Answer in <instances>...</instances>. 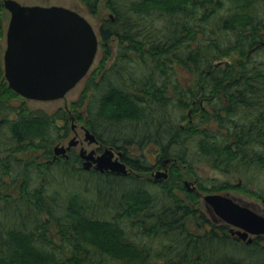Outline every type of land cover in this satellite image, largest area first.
<instances>
[{
    "label": "trees",
    "instance_id": "16d2710c",
    "mask_svg": "<svg viewBox=\"0 0 264 264\" xmlns=\"http://www.w3.org/2000/svg\"><path fill=\"white\" fill-rule=\"evenodd\" d=\"M82 1L110 11L107 53L69 109L135 171L152 149L170 174L88 171L75 150L53 160L68 110L14 106L1 85L0 264H264V235L240 240L199 204L233 184L185 186L208 163L264 198V0Z\"/></svg>",
    "mask_w": 264,
    "mask_h": 264
},
{
    "label": "water",
    "instance_id": "95a60500",
    "mask_svg": "<svg viewBox=\"0 0 264 264\" xmlns=\"http://www.w3.org/2000/svg\"><path fill=\"white\" fill-rule=\"evenodd\" d=\"M11 12L4 55L5 77L9 87L28 99L51 101L64 98L89 72L99 49V37L89 20L80 12L61 5H25L6 0ZM112 16V15H111ZM72 128L76 129L72 116ZM86 140L97 141L88 128ZM79 144L73 137L67 146L54 147L55 157L68 156V150ZM83 168L100 172L128 174L111 147L95 156V150L80 149ZM169 159L167 160V162ZM169 176L168 169H159L156 181ZM185 184L191 190L189 181ZM203 199L219 219L230 224L231 232L248 243L264 235V214L242 204L229 194L207 193Z\"/></svg>",
    "mask_w": 264,
    "mask_h": 264
},
{
    "label": "rangeland",
    "instance_id": "374dc122",
    "mask_svg": "<svg viewBox=\"0 0 264 264\" xmlns=\"http://www.w3.org/2000/svg\"><path fill=\"white\" fill-rule=\"evenodd\" d=\"M19 1L25 5H43V6L61 5V6L74 9L80 12L81 14H83L89 20V22L93 25L94 29L96 30L98 34V37L100 39V48H99L97 57L95 59V62L92 65V68L90 69L88 75L84 77L79 83H77V85L73 87L64 98L51 100V101H41V100H27L26 101L28 104V107L32 110L43 109L47 112H52L58 108H65L66 105L67 106L69 105L70 109H72L71 107L72 102L80 97L86 85V81H87L89 74L99 65L100 60L102 61L103 55L107 53L105 52V49H103L104 44H103V40L100 34V25L105 18H109L110 11L106 7L105 2H102L100 4L99 9L96 13H91L89 8H87V6L82 0H19ZM0 16H1L0 25H2V28H3L2 31H0V61L2 62V57L6 49V32H7L9 20L11 18V13L8 12L7 10L2 9ZM107 44L112 46L111 48L115 50V48L118 45V42L113 41V42H108ZM238 57H239V52L235 51L230 56L224 57L222 60L233 61V60H236ZM112 62L113 60L111 59L108 62L107 67H109ZM72 111L73 110H71V112ZM80 113H82V115L85 117L84 119H86V115H87L86 106H84L83 109L80 110ZM85 121L77 117L75 121L77 124V128L76 130H73L72 128L73 122L69 119L68 121L69 130L66 132L63 139H61L60 141L61 144L67 145L68 142L73 137H77L80 140V142L83 143V146L87 148L89 151L93 148L97 149L98 148L97 144L95 143L89 144L88 140H86V134H85L86 132L84 128L83 129L81 128L83 125H86ZM134 151H137V149H134ZM154 152H155L154 150H151L149 153L151 155V160L153 163L155 161L153 160ZM172 164L173 162H171L168 167L170 168ZM181 168L183 169V171H186L185 167L184 168L181 167ZM195 170H196L197 175L200 177L194 176L193 174L188 173L186 171L188 173L186 179L191 183L190 184L191 187H194L195 189H199V182H200L199 178H202L209 186H212V183L214 182L231 183L234 185V187L232 189L222 191L221 193L229 194L230 196H232L234 199H236L240 203L248 205L252 207L253 209H255L256 211H258L259 213L264 214V198L255 197L252 193H246L242 191L240 189V186H241L239 185L240 177L238 175L222 172L218 169H215L208 163L197 164L195 166ZM151 172L148 174L147 173L143 174V175L146 177L152 176ZM202 194H206V193L202 192ZM200 196H201L199 199L200 206L205 211H208L207 205L202 195Z\"/></svg>",
    "mask_w": 264,
    "mask_h": 264
},
{
    "label": "flooded vegetation",
    "instance_id": "af4514ba",
    "mask_svg": "<svg viewBox=\"0 0 264 264\" xmlns=\"http://www.w3.org/2000/svg\"><path fill=\"white\" fill-rule=\"evenodd\" d=\"M5 1L6 0H0V14H1V10L2 9H4V10H7L8 12H10V10L5 6ZM19 3H21L19 0H17ZM21 4H23V3H21ZM11 13V12H10ZM0 19H1V16H0ZM11 19V18H10ZM9 22H10V20H9ZM8 26H9V24H8ZM2 25H0V31H2ZM7 31H8V28H7ZM6 48H7V32H6ZM5 51H6V49H5ZM4 55H5V52H4V54H3V57H2V62H3V64H2V62L0 61V69H2L3 70V75L1 76V78H0V87H1V85H4V84H6V85H8L9 86V84H8V81L6 80V77H5V62H4ZM19 95V94H18ZM20 97V101H19V103L18 104H14V106H17V107H20V106H24V105H26V107L27 108H29L28 107V104H27V100H33V99H28V98H26V97H23V96H21V95H19ZM30 109V108H29ZM32 110V109H31ZM19 111H22V109L20 108V110ZM190 117L191 118H193V115H191L190 114ZM86 125H83L81 128L83 129L84 128V130H85V127ZM95 136H96V138H97V141L96 142H94L95 144H97L98 145V148L97 149H95V148H93V149H91V150H95V156H98V155H100L101 153H103L104 151H105V149L106 148H108V147H111L112 149H113V151H114V153H115V158L117 157L121 162H123V163H125L126 165H127V168L129 169V173H134V174H136V175H138V176H140V177H144V178H147V179H149V180H153L154 182H156V183H158V181H156L155 180V174H156V172L159 170V169H168V171H169V174H170V168L168 167L169 166V164L171 163V162H173V161H171L170 159H169V161L167 162V158L165 159H163V161H157L156 160V156H157V153H158V151H156V150H154L155 152H154V157H153V160H155L154 161V163L152 162V160H151V157H150V162L152 163L150 166H151V168L149 169V170H147V171H145V172H138V171H135L125 160H123L122 159V156H123V149H118L117 147H115V146H113V145H111V144H107V143H104L103 142V140L102 139H100L99 138V136L98 135H96L95 134ZM79 140V139H78ZM89 142V141H88ZM89 144H93V143H90L89 142ZM82 147H84L83 146V143L82 142H80V140H79V144L78 145H76V146H74V147H72L69 151H68V154H69V152L71 151V150H73V149H75V152L76 153H79V156H80V149L82 148ZM137 146L136 145H133V146H130L129 147V149L131 150V152L132 153H134V152H137V151H134V149H137L136 148ZM85 148V147H84ZM85 149H87V148H85ZM88 150V149H87ZM90 150V151H91ZM152 149H149L148 150V153H150V151H151ZM89 151V150H88ZM53 156H55V155H53ZM151 156V155H150ZM81 157V156H80ZM60 158H68V157H64L63 155H61V156H59V157H53V160H56V159H60ZM81 160H82V163H81V167L83 168V162H84V160L82 159V157H81ZM91 170H95L94 168H91L90 170H88V171H91ZM95 171H97V170H95ZM151 171H153V172H151ZM98 172H100V171H98ZM104 172H112V173H115V174H118V175H127V174H121V173H117V172H113V171H104ZM104 172H101V173H104ZM151 172V174H152V176H148V177H146V176H144L143 174H148V173H150ZM128 173V174H129ZM163 181V180H162ZM162 181H159V182H162ZM239 185H240V183H239ZM185 186H187L186 184H185ZM187 188H188V186H187ZM201 195V194H200ZM212 212V211H211ZM214 219L215 220H219V218L218 217H215L214 216Z\"/></svg>",
    "mask_w": 264,
    "mask_h": 264
}]
</instances>
